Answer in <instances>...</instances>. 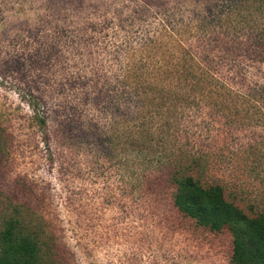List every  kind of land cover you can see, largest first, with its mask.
<instances>
[{"label":"rangeland","instance_id":"1","mask_svg":"<svg viewBox=\"0 0 264 264\" xmlns=\"http://www.w3.org/2000/svg\"><path fill=\"white\" fill-rule=\"evenodd\" d=\"M0 126V229L45 264H232L170 176L264 210V0H0Z\"/></svg>","mask_w":264,"mask_h":264},{"label":"trees","instance_id":"2","mask_svg":"<svg viewBox=\"0 0 264 264\" xmlns=\"http://www.w3.org/2000/svg\"><path fill=\"white\" fill-rule=\"evenodd\" d=\"M38 120L46 128L47 117L43 115ZM4 144L0 126V157ZM194 160L197 162L190 169H178H183L182 176L176 175L177 169L171 171L174 206L211 231L228 230L232 236V264H264V210L249 214L235 202L236 192L230 184L196 177L194 170L201 171L205 164L201 165V156ZM253 205L251 209H255ZM43 257L40 233L16 216L8 219L0 229V264H45Z\"/></svg>","mask_w":264,"mask_h":264}]
</instances>
